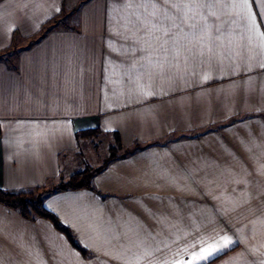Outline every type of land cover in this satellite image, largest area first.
Listing matches in <instances>:
<instances>
[{"label": "crops", "instance_id": "1", "mask_svg": "<svg viewBox=\"0 0 264 264\" xmlns=\"http://www.w3.org/2000/svg\"><path fill=\"white\" fill-rule=\"evenodd\" d=\"M155 3L0 0V188L84 172L95 138L129 152L44 200L86 254L0 204V264H175L225 236L207 264H264V48L232 0L208 28ZM250 7L264 32V0ZM165 12L175 43L151 27Z\"/></svg>", "mask_w": 264, "mask_h": 264}, {"label": "trees", "instance_id": "2", "mask_svg": "<svg viewBox=\"0 0 264 264\" xmlns=\"http://www.w3.org/2000/svg\"><path fill=\"white\" fill-rule=\"evenodd\" d=\"M78 11L79 10H76L75 13ZM57 28L58 26H53V28L47 30L43 36L50 33L51 29ZM1 135L2 130L0 125V138ZM96 135L97 132H86L78 135V137L93 140ZM136 149L138 150L139 148ZM110 151V156L105 159L101 167L97 169L87 167L84 172L74 174L67 182L61 183L59 186H56L52 189L47 190V188H44L37 190L8 191L0 188V204L14 211H17L25 219H47L51 221L59 231H61L68 237L70 242L76 248L86 254V251L82 249L76 242L71 231L66 228L54 214L46 209V207L44 206V200L47 196L60 191L92 189L94 177L98 173H100L111 162L124 157L129 153L124 149L120 136L118 134L115 135V144L110 147Z\"/></svg>", "mask_w": 264, "mask_h": 264}, {"label": "snow or ice", "instance_id": "3", "mask_svg": "<svg viewBox=\"0 0 264 264\" xmlns=\"http://www.w3.org/2000/svg\"><path fill=\"white\" fill-rule=\"evenodd\" d=\"M141 2L152 8H157L155 0H141ZM222 0H165V3H171L173 7H175L180 15L179 19L181 22H185L187 20H194L199 15L201 19L205 20L204 28L210 27L207 23V19L203 14V10L207 9L210 14L215 15L211 10L216 7L217 3H221ZM224 8H238L243 13L244 17L247 20V28L248 31L252 32L256 37L260 40V47L264 48V32H261L259 24L256 21L255 14L252 12L250 7V0H232L231 4L224 3L222 5ZM155 15V13H152ZM262 17H264V13H262ZM169 21L167 25H165L164 21ZM177 17L169 15L167 12L164 13L163 17L160 19L159 24H151V27L162 31L165 37H169L171 34V40L173 43L177 42V37L179 33H173L172 29L180 28V24L176 23ZM149 23H151L149 21ZM190 27L195 28V24H191ZM180 32H183V29L180 28ZM184 35H189L185 33ZM194 35V33H193ZM169 43L168 39L163 41V44ZM224 243L222 245L218 244H207L206 246H202L199 251L193 252L191 258L184 261H176L175 264H207V262L214 256H218V254L224 249L231 245L232 241L228 237L222 238Z\"/></svg>", "mask_w": 264, "mask_h": 264}, {"label": "rangeland", "instance_id": "4", "mask_svg": "<svg viewBox=\"0 0 264 264\" xmlns=\"http://www.w3.org/2000/svg\"><path fill=\"white\" fill-rule=\"evenodd\" d=\"M95 142L91 143L89 146H86V161L91 165V168H97L99 164L103 162V159H106L110 156V146L109 143L111 140H108L106 137H99L94 139ZM113 145L115 141H113ZM100 162V163H97ZM69 179H64L59 181L55 186H49L47 190L52 189L56 186H59L61 183L67 182Z\"/></svg>", "mask_w": 264, "mask_h": 264}]
</instances>
